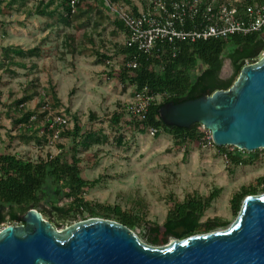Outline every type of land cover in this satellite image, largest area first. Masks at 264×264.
Segmentation results:
<instances>
[{"label": "rangeland", "instance_id": "obj_1", "mask_svg": "<svg viewBox=\"0 0 264 264\" xmlns=\"http://www.w3.org/2000/svg\"><path fill=\"white\" fill-rule=\"evenodd\" d=\"M9 1H14L9 15L4 18L0 15V19L7 21L11 27L19 31L20 20L26 11L34 10L40 7L41 3L51 0H3L0 9ZM127 1L130 4H127ZM150 1L82 0L71 21L81 23L86 18L90 21V25L82 29H73L72 26L58 28V42L55 47L47 48L43 59L35 58L29 62L30 65H35L36 60L44 63V71L40 66L39 69H15V76L0 72V154L8 152L23 160L37 163L45 160L47 156H58L63 151L65 153L63 157L69 160L72 149L71 139L56 137L57 132L47 135L46 142L41 141L40 144L27 141L25 138L35 132L42 139L45 126L51 129L50 120L61 112L68 118L66 129L72 131L73 118L77 117L83 130L92 128L101 139L100 144L91 145L88 149L79 148L82 178L88 181L99 179V183L83 195L84 199L101 207L118 206L122 211L137 216L143 222H140L133 232L146 244H148L146 242L148 231L155 225L161 227L165 220L169 209V196L181 202L193 195L206 197L213 190L218 189L220 191L218 196L204 213L201 222L216 218L228 222L227 227H229L236 218L231 211V198L241 187L251 184L264 175V155H261L252 166H239L228 171L224 156L215 146L207 144L209 141L212 143L209 131L201 127L199 130L204 134L203 141L197 147L185 149L188 150L185 156L184 149L175 147L169 135L161 133L158 137H151L147 133H133L123 123L117 128L110 126L112 115L121 112L135 98L132 97L130 87L122 90L115 81H105L103 77L92 75L90 64L96 61L95 54L98 53L110 60V63L102 62V67L116 71L122 66L124 57L119 49L124 46L126 37L125 33L118 30L115 25L119 20V12L131 11L134 7L137 10H144ZM54 2L59 4V0ZM33 19L36 17L29 18V20ZM18 43V40L3 35L0 31V46H14L19 45ZM68 43L71 51L66 50ZM86 49L91 50L92 58L84 60L80 53L74 55L75 51H86ZM68 52L74 56H67V60L59 61ZM263 54L264 51L255 60L260 59ZM82 64L83 67H80ZM226 65H228L226 74H222V70L220 72L219 79L222 81L235 78L239 74L232 69L228 58L224 60L223 67ZM60 66L63 69L62 74L76 75L77 68L83 69L85 84L82 86L77 81L78 88L69 87L71 82L66 77L59 78L57 81L61 88L59 95L63 100L62 107L38 108L42 98L51 104L50 98L44 95L43 89L46 88L48 73L51 74L54 68L58 70ZM72 79L70 77L74 82ZM92 85H95L94 88ZM33 89L38 96L34 97L27 107L29 110H36L40 118L34 120L35 124L31 128L25 130L18 126L12 128V118L7 114L10 113L14 117H18L19 114L16 112L14 114L13 108L9 112L8 106ZM155 100L159 103L162 98L157 96ZM90 112L95 115L94 121L89 120ZM124 118L127 119L126 116ZM54 129L56 127H53ZM120 139L121 143H119ZM224 148L233 150V147L229 146ZM4 224L11 225L8 221ZM69 225L71 224L60 226L58 230ZM162 234L163 230L160 229L157 236L159 241L164 238ZM173 240V238H165L166 243L159 246L168 245Z\"/></svg>", "mask_w": 264, "mask_h": 264}, {"label": "trees", "instance_id": "obj_2", "mask_svg": "<svg viewBox=\"0 0 264 264\" xmlns=\"http://www.w3.org/2000/svg\"><path fill=\"white\" fill-rule=\"evenodd\" d=\"M3 0H0V6ZM14 1H9L0 9V15L4 18L9 15L10 8ZM82 0L78 7L81 5ZM114 2V0H109ZM54 0L49 1L53 4ZM128 4H130L127 1ZM62 14L59 20L64 25H69L71 18L76 15L70 13L67 0H59ZM77 7V8H78ZM134 14L136 10L134 9ZM43 14V13H41ZM56 11L46 13V17H52ZM5 22L0 21V31L5 34ZM116 27L126 33L123 23L117 21ZM264 29L259 33L249 36L234 35L226 39H210L196 41L194 43H181L175 58L167 52L154 53L146 56L138 53L134 48L123 46L119 49L124 57L122 66L114 71L110 70L106 78L117 82L122 90L128 87L132 90V97H135L145 90L148 97H152L147 107L145 116L139 119L134 116H127L121 112L114 113L110 119V126L117 128L123 123L133 133L145 134L150 128L156 129L158 137L161 133L169 135L173 139L174 146L183 148L185 156L191 147H197L202 142L204 134L199 130L200 126L194 124L189 128H178L165 125L159 116V110L166 104H179L188 100L210 95L216 90H227L234 80L227 81L219 79V72L226 58L231 61L234 71H240L246 63L256 62L257 56L264 51ZM41 56L38 48L23 50L14 46H0V72L10 76L16 75L15 69H27L25 61H32ZM107 60H109L107 58ZM135 60L136 68H127V62ZM35 66L32 65L31 68ZM49 97L51 104L42 98L38 108L56 109L61 103L52 88L44 93ZM38 96L36 90L30 91L20 99L8 106L9 112L13 108L18 117L10 113L7 116L12 118V128L17 126L23 130L31 128L34 120L39 117L36 110H29L27 104ZM160 96L161 102L155 98ZM46 108V109H47ZM89 120L94 121L95 115L90 112ZM127 117V119L124 118ZM40 118V117H39ZM42 139L33 132L26 137L27 141H34L37 144L46 142V136L52 135L53 131L46 125L43 129ZM94 129L83 130L77 117L73 118V129H62L58 137L71 139L72 149L69 160L64 158L65 153L58 156H47L45 160L37 163L23 160L8 152L0 154V225L5 222L10 224H23L22 215L31 209H38L43 218L48 220L53 227L72 224L77 221H84L90 218H100L120 223L130 230L138 226L140 220L118 206H99L86 201L83 195L88 189L99 183V179L88 181L81 176L82 159L78 157L79 148L88 149L91 145L100 144L101 139ZM122 139V138H121ZM121 139L119 143H121ZM10 144V143H9ZM7 145V147L9 146ZM188 149V150H185ZM226 161L227 170L232 171L239 166H252L258 161L264 150L246 153L233 148L232 151L224 147L217 148ZM215 189L206 197L198 195L190 196L185 201L174 200L169 196V209L162 226H154L148 231L146 242L153 246L166 243L165 238L185 239L197 234H205L216 231L219 228H226L228 222L220 219H208L201 222V219L211 206V203L219 194ZM264 193V175L255 179L251 184L240 188L231 200V211L236 217L240 211L243 200L247 196H255ZM163 230V240L159 241L157 236ZM181 231V234L177 232Z\"/></svg>", "mask_w": 264, "mask_h": 264}, {"label": "water", "instance_id": "obj_3", "mask_svg": "<svg viewBox=\"0 0 264 264\" xmlns=\"http://www.w3.org/2000/svg\"><path fill=\"white\" fill-rule=\"evenodd\" d=\"M159 116L167 126L199 125L217 148L264 150V54L243 66L227 90L166 104ZM22 222L0 230V264H264V193L247 196L226 229L164 246L143 243L126 226L100 218L58 230L31 209Z\"/></svg>", "mask_w": 264, "mask_h": 264}, {"label": "built area", "instance_id": "obj_4", "mask_svg": "<svg viewBox=\"0 0 264 264\" xmlns=\"http://www.w3.org/2000/svg\"><path fill=\"white\" fill-rule=\"evenodd\" d=\"M67 1L70 13L76 14L80 0ZM119 21L126 31L125 47L146 56L167 51L175 58L179 45L184 42L259 33L264 29V0H151L146 9L136 14L132 10L120 11ZM136 65L137 62L131 60L126 67L135 69ZM134 98L121 113L142 119L154 99L148 97L145 90ZM46 108L47 104L43 109ZM50 124L58 137L59 132L67 128L68 118L61 112ZM147 134L155 137L157 130L150 128ZM207 144L214 146L210 141ZM4 227L6 225L1 224L0 230Z\"/></svg>", "mask_w": 264, "mask_h": 264}, {"label": "crops", "instance_id": "obj_5", "mask_svg": "<svg viewBox=\"0 0 264 264\" xmlns=\"http://www.w3.org/2000/svg\"><path fill=\"white\" fill-rule=\"evenodd\" d=\"M128 4V3H127ZM40 7H36L34 10H28L26 11V13L22 16L18 29L19 31L15 30V27H11L9 25V23H7V21H4L6 24L4 26V30H5V34L6 36L9 37H13L15 38V40L19 41V45H14V47H19L23 50H29L32 49L34 47L38 48L41 52V56L38 57V59H43L44 53L46 52L45 50L47 48L51 49L53 47H55V45L58 42V28L62 29V27L64 26H72L73 29L79 28L82 29L84 27H88L90 25V21L88 19L85 18V20L81 23L79 22H73L70 20L69 25H64L60 20H59V15L62 14V8L60 7V4H58L57 2H54L53 4H49L48 2H44L40 4ZM134 9L136 10V13L139 11L137 10L135 7L132 8L133 12ZM56 11V14L52 17H46L45 14L46 13H50L52 11ZM30 12V13H28ZM43 13V14H41ZM30 15V16H29ZM30 17H36V19L33 20H29ZM2 19H0L1 21ZM80 24V25H79ZM118 29V28H117ZM119 30V29H118ZM84 35V33H83ZM125 37H126V33H125ZM65 38V37H64ZM70 39H69V43H70ZM69 43L66 45V50L71 51V48L69 46ZM63 51V50H62ZM91 51V50H90ZM89 50L86 49V51H75L74 55H82L83 59L85 60L86 58H92L91 52ZM72 54H70V52L66 53V55L63 57V59L59 60V61H64L67 60V56H74ZM85 55V56H84ZM96 61H93L90 65L91 68L90 72L92 75H96V77H103L105 79V81H107L108 79L106 78V74H108L110 72L109 68H105L104 69L102 67V62L105 61V63H110V60H107V57L96 53ZM97 56L98 59H97ZM34 60V59H33ZM26 62V67L27 70L29 68L32 67V65L29 64L30 61H25ZM87 62V60H86ZM42 62H37L35 63V67L39 69L40 66L41 70H45L43 67ZM110 66V65H109ZM83 67V64L80 66ZM77 68L76 69V75L73 74H68V73H63V69L60 66L58 70H56V68L51 70V74L48 73V69L46 68V72L48 73L47 76H49L46 80V88L43 89V92L45 93L46 91H48L50 88L53 89V91L55 92L57 98L59 99L61 106L63 105V100L59 95V92L61 91V88L59 86V83L57 80H59V78H65L68 79L71 83L69 84V87H74V88H78V84L76 83L77 81L80 82V84H82V86L85 84L86 78L84 76V73L82 72L83 69ZM76 68V67H75ZM67 69V68H66ZM104 70V71H103ZM109 70V71H108ZM86 72V71H85ZM68 75V76H67ZM70 77H72L74 80L71 81ZM76 78V79H75ZM110 81V80H108ZM117 83V82H116ZM95 85H92V87L94 88ZM11 121V119H9Z\"/></svg>", "mask_w": 264, "mask_h": 264}, {"label": "bare ground", "instance_id": "obj_6", "mask_svg": "<svg viewBox=\"0 0 264 264\" xmlns=\"http://www.w3.org/2000/svg\"><path fill=\"white\" fill-rule=\"evenodd\" d=\"M227 71H228V65H226L225 67H223L222 74H226Z\"/></svg>", "mask_w": 264, "mask_h": 264}, {"label": "flooded vegetation", "instance_id": "obj_7", "mask_svg": "<svg viewBox=\"0 0 264 264\" xmlns=\"http://www.w3.org/2000/svg\"><path fill=\"white\" fill-rule=\"evenodd\" d=\"M223 66H224V62H223ZM223 66H222L221 70L223 69ZM232 69H233V67H232ZM221 70H220V72H221ZM233 70H234V69H233ZM220 72H219V76H220Z\"/></svg>", "mask_w": 264, "mask_h": 264}]
</instances>
